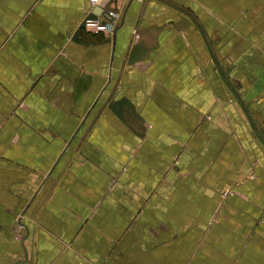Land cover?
I'll return each mask as SVG.
<instances>
[{"label": "crops", "instance_id": "1", "mask_svg": "<svg viewBox=\"0 0 264 264\" xmlns=\"http://www.w3.org/2000/svg\"><path fill=\"white\" fill-rule=\"evenodd\" d=\"M0 264H264V0H0Z\"/></svg>", "mask_w": 264, "mask_h": 264}, {"label": "built area", "instance_id": "2", "mask_svg": "<svg viewBox=\"0 0 264 264\" xmlns=\"http://www.w3.org/2000/svg\"><path fill=\"white\" fill-rule=\"evenodd\" d=\"M99 0H90L92 4L97 3ZM115 14L113 12L104 13L103 18L98 16L95 18H89L84 22V26L87 30L92 33H100L110 30L112 28V23L108 21L114 20ZM114 27V26H113Z\"/></svg>", "mask_w": 264, "mask_h": 264}, {"label": "rangeland", "instance_id": "3", "mask_svg": "<svg viewBox=\"0 0 264 264\" xmlns=\"http://www.w3.org/2000/svg\"><path fill=\"white\" fill-rule=\"evenodd\" d=\"M226 194H227V193H226ZM226 194H225V195H226ZM228 194H234V193H233L232 191H231V192L229 191Z\"/></svg>", "mask_w": 264, "mask_h": 264}, {"label": "water", "instance_id": "4", "mask_svg": "<svg viewBox=\"0 0 264 264\" xmlns=\"http://www.w3.org/2000/svg\"><path fill=\"white\" fill-rule=\"evenodd\" d=\"M106 13V12H103V14Z\"/></svg>", "mask_w": 264, "mask_h": 264}]
</instances>
